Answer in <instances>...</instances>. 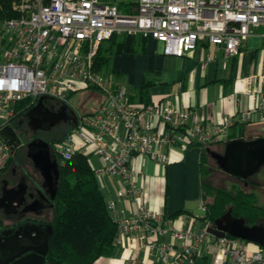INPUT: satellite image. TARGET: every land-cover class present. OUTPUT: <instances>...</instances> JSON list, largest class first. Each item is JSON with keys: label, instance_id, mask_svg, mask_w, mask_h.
I'll list each match as a JSON object with an SVG mask.
<instances>
[{"label": "built area", "instance_id": "1", "mask_svg": "<svg viewBox=\"0 0 264 264\" xmlns=\"http://www.w3.org/2000/svg\"><path fill=\"white\" fill-rule=\"evenodd\" d=\"M257 28L264 29V0H19L17 16L0 23V132L41 98L66 106L73 95L96 91L98 106L77 112L67 146L54 144L51 152L62 164L76 154H92L102 161L95 170L100 188L103 177L122 182L116 199L106 203L117 227L113 245L127 253L126 264H142L143 253L156 255L159 264H197L209 239L217 248L211 264H264L262 251L249 255L244 241L209 234L211 224L200 218L184 215L188 226L178 228L173 218L153 211L140 183L143 170L134 166L138 156L166 166L176 146L218 143L233 120L205 124L195 110H181L168 99L133 102L105 69H96L101 45L115 35L160 41L170 56L182 57L200 45L237 56ZM245 82L254 110L264 111V97L257 102L264 63ZM249 119L250 113L243 116ZM13 150L0 133V177ZM119 203L132 208L119 209ZM201 209L207 212L204 202Z\"/></svg>", "mask_w": 264, "mask_h": 264}, {"label": "crops", "instance_id": "2", "mask_svg": "<svg viewBox=\"0 0 264 264\" xmlns=\"http://www.w3.org/2000/svg\"><path fill=\"white\" fill-rule=\"evenodd\" d=\"M264 63V29H253L245 46L237 56H228L223 48L210 45H200L185 53L182 57L164 54V44L149 39L146 51L135 54L124 53L114 57V69L118 79L123 80L122 86L138 102V90L149 84L150 102L159 103L168 99L181 110H195L199 119L205 124H214L232 119L226 138L218 143L205 147L211 152L223 154L225 146L233 140H254L264 137V111L254 110L253 98L245 79L261 71ZM121 86V85H120ZM257 102L264 97V85L258 87ZM250 113V119L243 120ZM199 144L180 148L176 146L171 151V162L161 166L151 159L136 157L134 166L143 170L140 183L146 192V200L155 212H163L173 218L178 228L187 227L184 215L204 218L201 206V185L204 179L200 169L201 150ZM212 157V156H211ZM250 178L252 182L260 183V187L248 185L243 180L234 177L242 183L237 187L255 192L258 203L264 207V171L261 180ZM233 177V176H232ZM104 187L101 188L106 202L114 200L122 188V182L112 177H103ZM119 209L131 210L128 203H119ZM200 209V214L197 210ZM52 219V211L50 213ZM249 255L260 252L259 245L245 242ZM217 248L212 239L207 240L198 252L197 264H211ZM142 264H159L154 254L143 253ZM127 253L115 249L112 256L102 258L95 264H126ZM253 264H261L255 262Z\"/></svg>", "mask_w": 264, "mask_h": 264}, {"label": "trees", "instance_id": "3", "mask_svg": "<svg viewBox=\"0 0 264 264\" xmlns=\"http://www.w3.org/2000/svg\"><path fill=\"white\" fill-rule=\"evenodd\" d=\"M18 3L19 0H0V23L17 16ZM148 40L142 35L113 36L101 45L96 69L102 71L117 55L145 52ZM148 87L149 84L145 83L138 90L139 103H151ZM72 129L54 144L64 141ZM206 152L205 148L201 150L200 169L203 176L207 165ZM92 156L79 153L63 164L58 161L60 180L52 201V219L49 222L53 228L46 257L49 264H95L102 258L111 257L115 250L113 243L117 227L109 214L106 198L91 164ZM243 182L247 185L251 183L256 188L261 186L250 179ZM201 191L207 207L201 221L213 224L231 212L235 218L245 219L249 226H264V207L259 205L255 192L242 187L232 190L213 187L204 179ZM259 247L264 253V246Z\"/></svg>", "mask_w": 264, "mask_h": 264}, {"label": "flooded vegetation", "instance_id": "4", "mask_svg": "<svg viewBox=\"0 0 264 264\" xmlns=\"http://www.w3.org/2000/svg\"><path fill=\"white\" fill-rule=\"evenodd\" d=\"M44 108L39 115L30 117L29 112L24 113L12 123L22 145L13 150L12 158L17 157L16 163L9 165L0 177V240L4 238L2 241L8 248L13 247L12 243L26 248L34 246L37 239L32 238L33 230H46L49 225L53 209L49 187L31 155L43 142L48 143L51 150L54 142L76 123V114L57 102L44 101ZM49 112L59 115L54 124ZM12 201H16L18 207L9 206Z\"/></svg>", "mask_w": 264, "mask_h": 264}, {"label": "water", "instance_id": "5", "mask_svg": "<svg viewBox=\"0 0 264 264\" xmlns=\"http://www.w3.org/2000/svg\"><path fill=\"white\" fill-rule=\"evenodd\" d=\"M45 110L44 99L41 98L38 104L28 113L34 117ZM46 112V111H45ZM52 124L58 119L59 115L49 112ZM2 138L9 142L14 149H18L22 142L17 135L14 127L8 125L1 130ZM31 159L40 171L45 184L49 187V195L53 201L57 194L60 180L59 163L52 155L48 143L43 142L38 146ZM211 156L218 163L219 168L226 174L247 181L264 169V137L254 140H233L225 146L223 154L211 152ZM9 206L18 207L16 201L9 203ZM53 228L49 224L46 230L34 229L32 238L34 246L29 248L22 247L18 243H12V248H8L4 238L0 240V264H49L46 257L49 252V239ZM46 233V234H45ZM208 233L217 237L225 238L231 236L244 242L255 243L264 246V226H249L243 218H235L231 212L211 224Z\"/></svg>", "mask_w": 264, "mask_h": 264}, {"label": "rangeland", "instance_id": "6", "mask_svg": "<svg viewBox=\"0 0 264 264\" xmlns=\"http://www.w3.org/2000/svg\"><path fill=\"white\" fill-rule=\"evenodd\" d=\"M113 69H114V58H112V60L110 61V64L105 68V74L114 84L122 86V82H124V81L117 78ZM97 96H101V94L96 92V91L85 90L81 93H77V94L73 95L71 100H70L71 103L64 106V107L73 111L75 114L77 112H81V113L87 112L89 110L94 109L100 103V98ZM55 145H53V146L58 147V148H64L67 146L64 141L55 143ZM53 146H52V148L54 149L55 147H53ZM16 158H17L16 156L14 158H12L13 160H12L10 166H12V164L14 162L16 163V160H17ZM206 159H207V165L205 168L204 181L207 184L212 185L213 187H219V188H224L227 190H232V188L237 187L236 185L234 186L233 184L242 183L239 180L235 179L234 177L224 173L219 168L216 160H214L208 152H206ZM91 164L95 170H101V168H102V161L100 160V158H98L96 156L91 157ZM263 171H264V169H262L257 174V176L255 178L256 180L257 179L261 180L260 176H261V173ZM197 212H198V214H200L201 213L200 209L197 210Z\"/></svg>", "mask_w": 264, "mask_h": 264}]
</instances>
